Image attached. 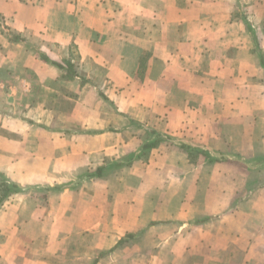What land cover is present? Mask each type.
<instances>
[{
  "label": "crops",
  "instance_id": "1",
  "mask_svg": "<svg viewBox=\"0 0 264 264\" xmlns=\"http://www.w3.org/2000/svg\"><path fill=\"white\" fill-rule=\"evenodd\" d=\"M261 57L264 0H0V264H264Z\"/></svg>",
  "mask_w": 264,
  "mask_h": 264
},
{
  "label": "trees",
  "instance_id": "2",
  "mask_svg": "<svg viewBox=\"0 0 264 264\" xmlns=\"http://www.w3.org/2000/svg\"><path fill=\"white\" fill-rule=\"evenodd\" d=\"M249 30L251 31L250 26H249ZM12 39H13V41L18 40L17 37H13ZM257 42H256V44H257ZM39 56L43 61L50 63V64H53L54 66L61 69L65 73V77L73 78L74 76L77 75L76 66H74V64L70 60H65L63 63H58V62L51 61L49 58H47L43 54H39ZM261 59H262V66L264 67V58L261 57ZM150 134L154 137L151 136V139L143 146V149H142L143 153L133 156L128 161L113 163L112 168L125 166L127 164H130L133 160H136L137 158H139V159L143 158L144 155H147V153L149 151L158 147L162 142H164V137L162 135L157 134L155 131H151ZM180 149L183 152H185L187 154V156L189 157V160L191 162H194V163L197 161V159L201 155L206 157L207 161H209V162H215V160H216L209 153H206L205 151H200L197 148H194V147L186 145V144H182L180 146ZM104 171H105L104 168H99L97 170V176L101 177L103 175ZM88 177H92V176L89 175ZM48 190H50V189H48ZM56 190H59V188H57ZM23 191H24L23 187H21L19 184L8 179L4 174L0 173V210L2 209V207L5 205V203L12 196L19 194V193H23ZM134 236L135 235H129L127 238L132 239V238H134ZM121 244H122V242H121Z\"/></svg>",
  "mask_w": 264,
  "mask_h": 264
},
{
  "label": "rangeland",
  "instance_id": "3",
  "mask_svg": "<svg viewBox=\"0 0 264 264\" xmlns=\"http://www.w3.org/2000/svg\"><path fill=\"white\" fill-rule=\"evenodd\" d=\"M99 73V72H98ZM102 75V73H100ZM102 77V76H99ZM100 79V78H99ZM224 156H220V158L226 159L225 156H227L226 154H223ZM234 159H237V157H233ZM243 162L246 163V165L249 167L248 168H244V170H250V166L254 167L255 169H251L250 171H256L257 170V175L259 176V182L261 183L262 181H264V162H249L244 160ZM246 166V167H247ZM44 204V203H43ZM41 230V229H40ZM48 231H51V229H49ZM33 233L34 236H36V233L34 231H31ZM77 245H75L72 241H70V243L68 244H61L60 248L58 246L57 243H55L52 248H51V252L49 251V253H51L52 255H50V257L52 256L53 259L52 261H50V259H45L44 262L45 264H63V263H67L65 258H71V257H75L79 254H85V252L88 251V247L87 244L85 243L82 246L76 247ZM45 251L44 248L42 247L41 243L37 240H33V243L30 246V261L32 264H36L38 261H41V253L39 254V256L37 255V253L39 252H43ZM47 251V250H46ZM65 257V258H64ZM65 259V262H64ZM25 259H23L24 261ZM50 261V262H49Z\"/></svg>",
  "mask_w": 264,
  "mask_h": 264
}]
</instances>
